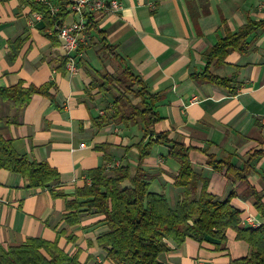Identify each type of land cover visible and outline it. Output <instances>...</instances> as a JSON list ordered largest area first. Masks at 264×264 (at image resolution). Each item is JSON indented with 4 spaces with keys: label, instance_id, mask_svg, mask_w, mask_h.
<instances>
[{
    "label": "crops",
    "instance_id": "0c3cea01",
    "mask_svg": "<svg viewBox=\"0 0 264 264\" xmlns=\"http://www.w3.org/2000/svg\"><path fill=\"white\" fill-rule=\"evenodd\" d=\"M48 1L56 12L62 8L68 13L63 24L76 20L68 0ZM121 2L119 12L92 17L118 60L101 50L96 32L86 35L83 31L79 37L84 50L78 52L77 70L68 74L61 65L63 51L57 34L52 30L44 34L43 15L21 0H0V88L47 86L49 95L35 94L20 108L0 100V135L11 141L17 154L55 169L59 182L54 188L69 199L89 185L88 172L94 169L102 168L108 175L128 165L133 174L142 128L109 120L112 97L91 87L95 73L113 75L129 68L150 93L160 96L157 112L161 120L151 127L152 134L165 133L192 147L189 161L194 172L207 181V192L214 200L224 202L234 194L230 204L239 212L240 228L264 226L250 194L251 189L256 191L264 204V156L251 162L245 181H235L207 162L211 155L217 160L229 158L241 167L248 153L262 147L264 30L247 39L246 53L231 51L222 64L209 65L210 73L230 80L229 89L190 78L203 72L204 52L225 37V31L235 33L247 20L263 18L264 0ZM103 54L116 65L106 62ZM167 154L166 146L153 147L142 171L149 192L165 196L174 209L184 189L174 186L179 164ZM26 184L18 174L0 171V247H18L37 238L54 242L81 264H113L97 244V238L108 230L103 215L82 210L77 223L69 224L65 199L53 200L47 190L28 189ZM224 238L187 239L180 245L167 239L168 251L158 261L231 264L250 256L249 245L238 240L235 231L227 230Z\"/></svg>",
    "mask_w": 264,
    "mask_h": 264
},
{
    "label": "trees",
    "instance_id": "16d2710c",
    "mask_svg": "<svg viewBox=\"0 0 264 264\" xmlns=\"http://www.w3.org/2000/svg\"><path fill=\"white\" fill-rule=\"evenodd\" d=\"M34 12L43 15L44 34L54 31L56 22L62 23L67 12L60 8L52 13L50 6L34 0H21ZM84 32H96L101 50L114 59L118 57L114 48L106 42L104 32L97 29L92 16L85 20ZM224 26V25H223ZM259 30H264V16L260 21L247 20L235 33L225 31V37L204 52L206 67L200 74H192L191 79L205 82L223 89L230 88V80L218 77L208 71L209 65L222 64L231 51L246 53L249 48L247 39ZM53 35V36H54ZM54 39V37H50ZM84 47L79 45L78 52ZM65 67L66 59H61ZM92 89L98 93L111 94L112 107L109 120L124 126H141L143 135L135 145L137 166L131 174L130 167H116L110 174L102 168L88 172L89 185L76 190L71 199L54 188L59 182V173L46 163L30 162L25 156L15 152L11 141L0 135V171L20 175L26 180V188L47 190L53 200L65 199L66 221L77 223L82 210H95L103 215L108 230L97 238V244L105 251L107 259L113 264H161L160 254L168 251L164 241L171 239L177 245L187 239L201 242L205 237L224 241V234L231 229L238 240L246 242L250 256L233 260L231 264H264V226L240 228L239 212L230 204L231 193L224 202L215 201L207 192V181L194 172L189 161L192 147L171 140L167 134L153 135L151 127L161 120L157 112L159 94L147 90L143 81L129 68L114 76L108 73H95L91 81ZM40 94L49 96L47 86L27 89L21 86L0 88V100L10 101L16 108L25 106L30 98ZM139 98L140 103L133 105L126 96ZM168 148L167 157L179 164L174 186L184 189L183 199L174 208L167 204L165 196L149 192V181L142 171L143 161L150 156L154 146ZM205 152V151H204ZM264 156V142L259 150L248 153L243 165L236 167L229 158L217 160L208 156L207 162L214 170L224 171L233 180L245 181L251 171V162ZM201 183L200 190L198 189ZM255 203L254 208L264 217V204L253 189L250 190ZM0 264H81L75 256L62 252L54 242L29 238L18 247H0Z\"/></svg>",
    "mask_w": 264,
    "mask_h": 264
},
{
    "label": "built area",
    "instance_id": "2783aa9c",
    "mask_svg": "<svg viewBox=\"0 0 264 264\" xmlns=\"http://www.w3.org/2000/svg\"><path fill=\"white\" fill-rule=\"evenodd\" d=\"M34 1L50 6L48 0ZM68 7L76 16V20L69 25L56 22L55 30L61 44L63 58L66 59V72L72 74L77 70V51L81 42L79 36L84 31L86 18L98 13H117L122 9V2L121 0H68ZM50 9L52 13L56 12L51 6ZM84 147L85 144H80V148Z\"/></svg>",
    "mask_w": 264,
    "mask_h": 264
},
{
    "label": "rangeland",
    "instance_id": "374dc122",
    "mask_svg": "<svg viewBox=\"0 0 264 264\" xmlns=\"http://www.w3.org/2000/svg\"><path fill=\"white\" fill-rule=\"evenodd\" d=\"M104 55V60L106 61V62H110V63H112V65H116V63L110 58V57H108L107 55H105V54H103ZM114 74V76H118V75H120L122 72H120V73H116V71L115 72H113ZM105 74V73H104ZM113 93V92H112ZM109 94L110 96H112L113 94ZM127 97H128V99L130 100V103H132L133 105H138L139 103H140V99L139 98H134L132 95H129V94H127L126 95ZM110 104H111V107H112V100H111V102H110ZM155 147V146H154Z\"/></svg>",
    "mask_w": 264,
    "mask_h": 264
}]
</instances>
